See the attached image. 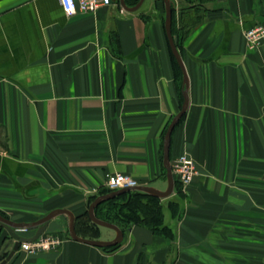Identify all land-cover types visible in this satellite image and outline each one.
Here are the masks:
<instances>
[{
	"label": "crops",
	"instance_id": "crops-1",
	"mask_svg": "<svg viewBox=\"0 0 264 264\" xmlns=\"http://www.w3.org/2000/svg\"><path fill=\"white\" fill-rule=\"evenodd\" d=\"M171 3L189 104L172 131L170 160L187 152L198 170L181 189L178 214L167 209L171 236L132 225L112 252L67 238L57 250L19 249L6 264H264V44L250 50L244 37L264 24V0ZM120 6L67 16L58 0H0L6 218L33 222L67 209L76 219L114 173L166 188L163 130L182 103V78L164 1ZM64 223L58 215L47 231ZM12 245L0 226V261Z\"/></svg>",
	"mask_w": 264,
	"mask_h": 264
},
{
	"label": "water",
	"instance_id": "water-1",
	"mask_svg": "<svg viewBox=\"0 0 264 264\" xmlns=\"http://www.w3.org/2000/svg\"><path fill=\"white\" fill-rule=\"evenodd\" d=\"M144 0H139L135 5L128 6L125 2V0H119L120 5L128 12H132L139 8ZM165 5V33L167 36V40L169 43V47L171 49V52L177 62V64L180 67V70L182 72V103L180 105V108L178 112L171 118L165 133L163 135L162 139V166L165 168L166 171V180H167V186L164 190L155 188L153 186L148 185H137L130 188H121L117 190H112L106 194H101L96 196L93 201L88 205L87 213L89 219L96 225L101 227H106L109 229H112L115 231V236L112 239L104 240V239H90V238H84L79 236L75 231V217L72 212H70L67 209H55L50 212H48L43 217L39 218L36 221L33 222H15L12 221L5 216L0 214V226L6 230L8 236L13 240V245L11 249L9 250L8 254L0 261V264H6L11 257L15 254V252L19 248V244L21 242H33L36 240L40 235H42L50 222L51 219L58 215H64L67 219V229L68 234L71 239L85 243L94 247H108L113 246L116 244H119L123 240L124 233L123 231L115 224L107 222L105 220H102L98 218L95 213L94 209L95 207L108 199L114 198L115 196H118L122 193L128 192V191H141L145 192L147 194H150L152 196L158 197L160 199L169 197L174 192V186H175V179L171 170V161H170V141H171V134L174 129V127L177 125L181 117L185 114L188 104H189V98H188V87H189V80L188 75L185 69V66L183 64L181 55L179 54V51L177 50V47L174 43L172 32H171V19H172V3L171 0H163ZM23 229H34V233L31 236H24L20 233H18V230Z\"/></svg>",
	"mask_w": 264,
	"mask_h": 264
},
{
	"label": "trees",
	"instance_id": "trees-1",
	"mask_svg": "<svg viewBox=\"0 0 264 264\" xmlns=\"http://www.w3.org/2000/svg\"><path fill=\"white\" fill-rule=\"evenodd\" d=\"M138 1L139 0H125L126 4L130 6L135 5ZM173 17L174 15H172V21H173ZM173 29H174V24H173ZM176 69H177V76L181 80L182 72L177 64H176ZM181 119L179 121H181ZM169 122L167 123V125L163 130V135L165 133V130ZM161 171H162V176L166 178V171L165 168L162 166V149H161ZM174 190L179 198L183 196V194L181 193V187L176 180H175ZM110 191L111 190H109L106 187L100 188L95 194L87 197L88 205L93 201V199L96 196L101 194H106ZM161 201L162 199L158 197L152 196L145 192L133 190L122 193L118 196H115L114 198L99 203L95 207L94 213L98 218L117 225L123 231V233H124L123 226H127L128 229L132 225H142V226L144 225L148 229H150L154 234H161L163 236L170 237L171 236L170 228L167 225H163L164 213H163V207L161 205ZM179 208L180 207L177 206V204L174 202H169L167 204V209L170 211L172 217L178 214ZM86 213L87 212H85L84 215ZM82 216L83 214L77 216L75 219L74 222L75 231L79 236L87 238L85 233L84 235H82L83 232H81L80 231L81 229H79L77 226L78 224H80L79 221L82 220L83 218ZM91 224L96 227V231H94L93 235H91L92 238L93 239L100 238L101 227L97 226L94 223ZM119 246L120 243L113 246L102 247L101 249L106 252H112L118 249Z\"/></svg>",
	"mask_w": 264,
	"mask_h": 264
},
{
	"label": "built area",
	"instance_id": "built-area-1",
	"mask_svg": "<svg viewBox=\"0 0 264 264\" xmlns=\"http://www.w3.org/2000/svg\"><path fill=\"white\" fill-rule=\"evenodd\" d=\"M59 4L67 16L76 13L95 12L103 6H109L112 0H58ZM125 9L120 6V12ZM244 37L247 48L256 50L264 44V24H255L244 31ZM171 170L175 180L181 189L187 187L193 178L198 174L197 166L187 152L179 153L171 160ZM137 181L130 175L123 173H114L107 176L105 187L109 190H117L121 188H130L137 186ZM24 231V230H21ZM62 239L56 235H40L33 242H21L19 247L21 250L35 254L41 251L57 250Z\"/></svg>",
	"mask_w": 264,
	"mask_h": 264
},
{
	"label": "rangeland",
	"instance_id": "rangeland-1",
	"mask_svg": "<svg viewBox=\"0 0 264 264\" xmlns=\"http://www.w3.org/2000/svg\"><path fill=\"white\" fill-rule=\"evenodd\" d=\"M169 202H174V203L177 204V206H179V207L181 206L180 198L178 196H175L174 197L173 193L169 197L162 199L161 205L163 207V213H164V216H163V225H167V226H168V223H167L168 222L167 204ZM87 208H88V200L86 199V201H85V209L83 210V212L81 214L78 215V216H80V215L83 214V216H82L83 218H82V220L79 221L80 224H78L77 226H78L79 229H81L80 231L83 232L82 235H84V233H85V235H86L87 238L93 239L91 235H93V232L96 231V227L91 224L93 222L89 219L88 213H86L84 215V213L87 212ZM138 226L144 227V228L148 229L144 225L143 226L142 225H138ZM99 227H101V226H99ZM123 229H124V233L127 232V226H123ZM148 230L151 233H153L150 229H148ZM100 232H102L103 238H101V236H100V238H98V239H107V240H109V239H112L115 236V231L112 230V229L106 228V227H101L100 228ZM44 234H46V235H56V236H59L60 239H62V241H64L67 238H70V236L68 234V229H67V224L66 223H64V225H62L61 229L58 230L57 233L56 232L53 233V232L47 231V229H46V231L44 232ZM155 235L163 236L161 234H155ZM163 237H169V236H163ZM123 240H122V242H123ZM122 242L120 243L119 248L122 246V244H123ZM19 249L21 250V247H19L18 250ZM37 253H39V252H37ZM29 254H32V253H29Z\"/></svg>",
	"mask_w": 264,
	"mask_h": 264
}]
</instances>
